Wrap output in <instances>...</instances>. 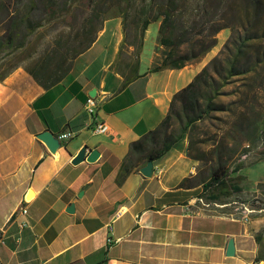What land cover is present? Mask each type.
Here are the masks:
<instances>
[{"label":"crops","instance_id":"0c3cea01","mask_svg":"<svg viewBox=\"0 0 264 264\" xmlns=\"http://www.w3.org/2000/svg\"><path fill=\"white\" fill-rule=\"evenodd\" d=\"M159 29L150 24L138 77L125 88L126 63H135L139 44L127 42L122 17L105 20L61 80L41 70L46 61L0 76V264H259L264 215L244 223L200 202L199 186L181 184L194 178V159L179 142L153 160L151 176L141 171L156 152L151 141L162 138L148 133L172 113L174 94L217 56L202 67L150 72ZM88 96L96 98L94 117L85 111ZM95 122L110 132H93ZM67 129L76 135L56 151L38 137ZM84 149L85 159L74 163ZM244 169L246 195L264 183L244 187Z\"/></svg>","mask_w":264,"mask_h":264},{"label":"rangeland","instance_id":"374dc122","mask_svg":"<svg viewBox=\"0 0 264 264\" xmlns=\"http://www.w3.org/2000/svg\"><path fill=\"white\" fill-rule=\"evenodd\" d=\"M161 1L157 0V3ZM147 3L149 0H132L128 8L125 28L128 43L138 45L140 42L139 13ZM51 5L56 7L55 13ZM124 6L122 0H0V76L10 72L16 64L23 63L31 70L51 57H55L52 69L58 64L67 67L86 49L88 40L104 26L106 19L123 18L121 9ZM189 21H209L210 24H205L206 34L214 25L229 26L217 34L218 43L211 51L188 64L189 67H202L212 55L225 49L232 35L237 36L239 31L243 33L246 29L262 31L264 0H188L179 22L185 24ZM161 22L162 18L152 23L161 26ZM29 23L35 25L34 32H30ZM149 28L150 24L145 33ZM158 35V40L151 43L148 55L154 66L166 51L161 44L160 29ZM14 50L16 52L11 54ZM257 75L256 79L251 73L232 78L216 98L221 108L200 119L182 139L176 141L194 159V178L186 179V182L199 186V196L205 201L209 197L204 184L212 172L222 166L234 167L243 163L244 167L233 175L242 173L245 168L246 188L264 183V160L256 161L263 158L264 152V138H259V130L264 124V68H260ZM244 100L246 102H242ZM177 110L183 111L181 102H178ZM256 122L260 123L258 132L249 128L250 123ZM182 126L180 119L174 116L168 131L178 135ZM151 149L162 150L163 137L156 144L151 141ZM147 154L143 153L144 156ZM239 197H245V194L235 193L219 202L231 203ZM232 209V206L227 207L224 212ZM260 247L263 260L259 264H264V240Z\"/></svg>","mask_w":264,"mask_h":264},{"label":"trees","instance_id":"16d2710c","mask_svg":"<svg viewBox=\"0 0 264 264\" xmlns=\"http://www.w3.org/2000/svg\"><path fill=\"white\" fill-rule=\"evenodd\" d=\"M124 1L122 14H124V28H126L127 11L132 4V0ZM188 0H162L157 3V0H149V3L140 9L141 28L139 32L140 42L137 49V58L135 63L127 62V66L131 67L128 74L124 75L125 81L123 88L138 77L139 55L143 47V39L146 29L149 24L162 18L160 32L161 44L166 47L164 57L159 65L154 66L150 72H159L164 69H182L193 60L205 56L218 43L217 34L228 25H214L209 34H206L205 24H210L209 21L193 22L189 21L185 24L179 22V16L187 6ZM156 6H158L157 9ZM258 7V6H257ZM52 11L56 12V7L51 5ZM259 8V7H258ZM30 32L36 29L33 23H29ZM101 28V27H100ZM99 28V29H100ZM96 34L88 40V48L95 40ZM11 38V35H9ZM81 53V52H80ZM255 55V57H254ZM55 57L49 58L41 65V70L49 73V76H54L55 80L64 78L69 70V67L56 65V68L50 71L53 67ZM253 58L255 60L253 61ZM260 68H264V28L261 32L253 29H246L243 33L240 31L237 36L232 37L225 44V49L213 57L210 62L194 77V79L183 89L174 94L171 103L172 113L168 114L160 127L155 131H150L148 135L155 134L158 137H163V149L151 153L148 160L160 158L172 145L183 138L184 134L195 125L200 119L205 118L213 110L221 108L216 103V98L221 94V89L229 84L230 80L237 75L253 74L257 78ZM214 72H213V71ZM34 77L39 79L38 73L30 71ZM215 73L218 77H216ZM52 74V75H51ZM264 83H262L263 85ZM251 89L253 87H250ZM178 102L182 103L183 111L177 110ZM246 102V100L242 101ZM174 116H177L183 126L178 135L169 132L168 128L171 125ZM249 125V124H248ZM259 122L250 123L249 128H254L258 132ZM147 136V135H146ZM259 138H264V124L259 130ZM139 143V142H138ZM137 143L133 145L134 149ZM142 151V150H141ZM264 158V152H263ZM244 167L243 163H239L234 167H219L212 172L210 179L204 184L206 195L213 200H221L235 193H241L242 187L240 184L244 180L243 175H236ZM182 185L186 184V180L182 181ZM264 187V184H259ZM257 262L263 260L260 257L255 259Z\"/></svg>","mask_w":264,"mask_h":264},{"label":"built area","instance_id":"2783aa9c","mask_svg":"<svg viewBox=\"0 0 264 264\" xmlns=\"http://www.w3.org/2000/svg\"><path fill=\"white\" fill-rule=\"evenodd\" d=\"M97 102L96 98L94 96H88L86 103H85V111L88 114L89 117H94V115L97 112ZM90 128L93 132L101 134V133H108L110 132V126L106 122H95L94 124H90ZM76 135V132L67 129L63 132H61L58 135V138L60 141H68L72 139ZM200 202H202L206 207L208 208H215L217 209H225L227 207H233L232 210L229 212H223L225 215L237 218L244 223H248L252 220V218L255 215H264V188L260 187L254 192H251L245 197H239L237 200H234L231 203H220L219 201H211L206 202L205 198L203 196H200L198 198ZM22 213H27V209L23 208ZM121 216V212L119 211L116 213L114 219L111 223L108 224V229L112 232L114 230L113 228V222ZM21 227H26V223L23 222L21 224ZM107 241L109 243L113 242V237L109 236L107 238Z\"/></svg>","mask_w":264,"mask_h":264},{"label":"water","instance_id":"95a60500","mask_svg":"<svg viewBox=\"0 0 264 264\" xmlns=\"http://www.w3.org/2000/svg\"><path fill=\"white\" fill-rule=\"evenodd\" d=\"M91 95H96L95 91L91 92ZM38 137L40 139H42L44 142H46V144L48 145V147L50 148L51 151H56L57 148L60 146L61 142L58 138V136H56L53 132L47 130L44 131L42 133H40L38 135ZM85 153H86V149H84L83 151H81V153L74 159V163H78L82 160L85 159ZM97 152H94L90 157L89 160L93 161L96 159L97 157ZM153 168H154V164H153V160H149L147 165L145 167L142 168V173L145 176H151L153 173ZM73 208L72 206L69 208V211H72ZM235 254V246H234V241L231 240L229 247H228V255H234Z\"/></svg>","mask_w":264,"mask_h":264}]
</instances>
